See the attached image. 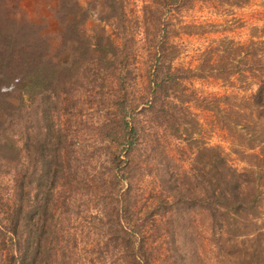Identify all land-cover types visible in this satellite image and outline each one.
Returning <instances> with one entry per match:
<instances>
[{
    "label": "trees",
    "instance_id": "16d2710c",
    "mask_svg": "<svg viewBox=\"0 0 264 264\" xmlns=\"http://www.w3.org/2000/svg\"><path fill=\"white\" fill-rule=\"evenodd\" d=\"M43 1L37 21L1 22L12 25L0 29V111L12 106L11 119L22 94L42 111L56 85L65 93L83 68L101 73L76 0ZM191 1L209 5L216 23L179 24ZM111 2L108 20L126 18L120 0ZM249 5L258 22L233 15ZM136 24L147 95L115 137L123 186H106L95 170L71 178L63 157L55 171L41 149L32 194L25 139L0 136V264H264V0H142ZM241 26L245 39L228 35ZM181 33L204 36L186 66L174 63L172 38ZM207 78L226 91L202 95L190 85ZM6 86L17 89V102ZM193 108L209 113L221 144L199 137ZM176 132L183 138L172 145Z\"/></svg>",
    "mask_w": 264,
    "mask_h": 264
},
{
    "label": "rangeland",
    "instance_id": "374dc122",
    "mask_svg": "<svg viewBox=\"0 0 264 264\" xmlns=\"http://www.w3.org/2000/svg\"><path fill=\"white\" fill-rule=\"evenodd\" d=\"M120 2L125 6V17L128 19L116 15L114 19L108 20L111 0H76L79 6L77 17L85 16L82 28L95 49L94 62H97L101 70L99 75L95 76L83 68L79 80H71L64 85L65 93L56 85V90L51 98L49 96L47 103L41 101L42 111L38 105L30 101V95L27 93L20 96L21 110L16 113L19 119H11L12 106L6 104L5 109L0 111V127L3 129L0 136H4L5 140L18 139V136L25 139L24 164L28 182L25 188L30 193L36 186L34 172L39 167L36 152L41 149L50 157V167L55 171L58 169L59 157H63L70 164L66 174L71 178L75 175L86 176L95 170L106 179L109 178L106 186L109 185L114 190L123 186V181H118L122 168L116 164L117 156L124 158L123 148L115 143V137L119 139L120 121L124 118L129 120V116L142 106L147 95L145 87L147 73L140 48L142 35L136 24V19L141 15L142 0ZM1 3L5 6L0 10V29L3 31L12 29L10 24H1L5 17L18 20L25 16L30 21H37L38 15L46 14L43 0H0ZM47 3L50 6L57 5L55 0ZM213 11L207 4L191 1V4L182 8L179 24L206 21L216 23ZM253 12H256L255 6L249 5L234 10L233 15L246 22H258L253 17ZM229 24L235 26L233 23ZM48 27L54 29L51 21L48 22ZM245 28L233 27L232 31L227 33L229 36L245 39ZM129 33L133 35L130 36ZM206 36L212 37L215 34ZM203 39L204 36L182 33L175 35L172 38L176 50L174 63L186 66L189 56L193 58V52ZM129 46L134 50L131 57L126 55V48ZM79 49L83 50L82 47ZM75 53L71 55L74 56ZM71 55L65 53L60 57L71 58ZM126 63L130 69H127ZM190 85L202 95L226 91L219 81L210 78L193 80ZM7 87L4 88L5 97L9 100L16 99L17 102V89ZM192 111L196 113L198 128L200 127L202 136L199 134V137L210 143L221 144L218 132L208 127V118L205 116L209 113L196 108ZM178 133H173L174 137L167 138L170 144L179 141ZM179 137L183 138L180 133ZM2 170L4 167L0 165V172ZM1 178L0 175V180ZM53 186L56 190L60 189L56 184ZM75 186L77 185L72 182L71 192ZM32 194H29L30 198Z\"/></svg>",
    "mask_w": 264,
    "mask_h": 264
}]
</instances>
